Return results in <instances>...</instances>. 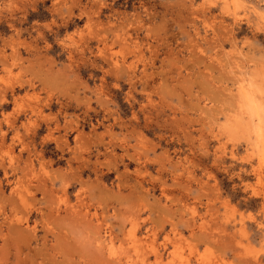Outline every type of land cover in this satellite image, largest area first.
Segmentation results:
<instances>
[{
    "label": "clouds",
    "instance_id": "clouds-1",
    "mask_svg": "<svg viewBox=\"0 0 264 264\" xmlns=\"http://www.w3.org/2000/svg\"><path fill=\"white\" fill-rule=\"evenodd\" d=\"M214 173L264 193V9L0 0V264H175L185 204L223 225ZM251 217L264 254V198ZM241 229L212 264H238Z\"/></svg>",
    "mask_w": 264,
    "mask_h": 264
},
{
    "label": "rangeland",
    "instance_id": "rangeland-1",
    "mask_svg": "<svg viewBox=\"0 0 264 264\" xmlns=\"http://www.w3.org/2000/svg\"><path fill=\"white\" fill-rule=\"evenodd\" d=\"M247 2L257 8L264 9V2L262 0H247ZM40 9L41 6H38L37 13H33L30 19L36 16L44 18L46 14ZM11 91L15 93L18 89L12 88ZM19 91H22V88ZM41 132H43V127H37L34 135H40ZM55 143L54 137L49 135L47 137V144L49 146H46L45 152L46 158L49 155L47 149L53 147ZM245 179L249 182H254V177H246ZM213 183L215 184L216 191L215 198L223 203V225H217L215 222L213 213L216 205L211 200L197 201L191 207L185 204V208L191 216L192 230L189 232L188 229H185L178 235L177 240L179 241L181 251L179 256L174 258L175 264H212L217 249L233 250L234 237L231 234V224L237 222L240 225L248 224L250 231L253 232V235L249 237L243 229L240 231V236L244 240H250L251 243H240L239 248L234 249L238 264H264V254L257 253V250L252 247L253 243H258L259 234L255 232V228L251 223L254 219L251 217V211L254 212L256 210L259 200L264 198V193L258 192L255 187H251V184H249L250 192L241 191L238 185L233 186V182L226 179L221 173H214L208 177V184ZM177 191L181 192L183 199L186 200L191 189L186 186H179ZM246 212L248 216L245 215ZM210 230L217 237L214 240L215 248H205L203 244L198 243L199 240L208 238ZM156 239H159V237L157 236ZM169 250L170 248L165 246V256ZM254 253L257 254L254 255ZM154 258V256L150 257V259ZM230 258H232L231 252Z\"/></svg>",
    "mask_w": 264,
    "mask_h": 264
}]
</instances>
